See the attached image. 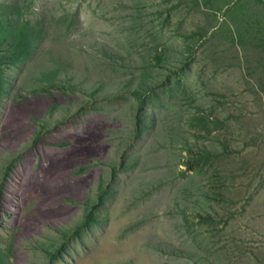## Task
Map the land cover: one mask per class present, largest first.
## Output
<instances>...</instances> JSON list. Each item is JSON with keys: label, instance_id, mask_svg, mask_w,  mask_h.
<instances>
[{"label": "rangeland", "instance_id": "374dc122", "mask_svg": "<svg viewBox=\"0 0 264 264\" xmlns=\"http://www.w3.org/2000/svg\"><path fill=\"white\" fill-rule=\"evenodd\" d=\"M0 264H264V0H0Z\"/></svg>", "mask_w": 264, "mask_h": 264}]
</instances>
